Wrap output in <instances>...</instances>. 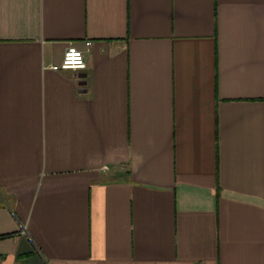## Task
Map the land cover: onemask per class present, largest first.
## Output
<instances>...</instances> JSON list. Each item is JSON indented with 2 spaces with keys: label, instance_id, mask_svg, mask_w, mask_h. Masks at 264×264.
<instances>
[{
  "label": "crops",
  "instance_id": "crops-1",
  "mask_svg": "<svg viewBox=\"0 0 264 264\" xmlns=\"http://www.w3.org/2000/svg\"><path fill=\"white\" fill-rule=\"evenodd\" d=\"M0 254L264 264V0H0Z\"/></svg>",
  "mask_w": 264,
  "mask_h": 264
},
{
  "label": "built area",
  "instance_id": "built-area-1",
  "mask_svg": "<svg viewBox=\"0 0 264 264\" xmlns=\"http://www.w3.org/2000/svg\"><path fill=\"white\" fill-rule=\"evenodd\" d=\"M86 44L90 47L92 42L87 41ZM51 68L53 70H84L87 68L85 51L72 44L66 49L62 60L57 64H53ZM1 259L2 255L0 254V260Z\"/></svg>",
  "mask_w": 264,
  "mask_h": 264
},
{
  "label": "water",
  "instance_id": "water-1",
  "mask_svg": "<svg viewBox=\"0 0 264 264\" xmlns=\"http://www.w3.org/2000/svg\"><path fill=\"white\" fill-rule=\"evenodd\" d=\"M86 77V74H81L80 75V78H85ZM83 83H85L86 84V82L84 81Z\"/></svg>",
  "mask_w": 264,
  "mask_h": 264
}]
</instances>
